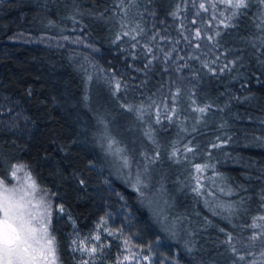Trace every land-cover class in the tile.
<instances>
[{
	"label": "trees",
	"instance_id": "1",
	"mask_svg": "<svg viewBox=\"0 0 264 264\" xmlns=\"http://www.w3.org/2000/svg\"><path fill=\"white\" fill-rule=\"evenodd\" d=\"M246 3L0 0V177L21 165L49 193L61 264H140L135 234L180 264H264V5ZM42 37L89 47L23 40Z\"/></svg>",
	"mask_w": 264,
	"mask_h": 264
},
{
	"label": "rangeland",
	"instance_id": "2",
	"mask_svg": "<svg viewBox=\"0 0 264 264\" xmlns=\"http://www.w3.org/2000/svg\"><path fill=\"white\" fill-rule=\"evenodd\" d=\"M25 42L32 44H42V45H52V46H60L65 44L72 45H82V47H89V44L86 40L83 42L78 39H51V38H34L33 40H25ZM19 169V170H16ZM14 171L15 174L10 175L8 179H3L0 177V203H3L5 195L10 196L14 201H18L19 203L24 205L23 211L25 212V216L27 218V213L31 212L34 215H37L38 219L33 221V226L38 229V231L34 234L35 238L30 241L31 248L30 252L35 256L34 264H61L59 259L57 244L54 236L51 232V220H52V209L53 202L48 192L40 189V187L35 182L34 178L31 174L24 168L17 166ZM34 185V186H33ZM5 189L8 192H5ZM50 204V215H45L43 220V224L48 229V235L45 238H41V232L39 231L41 224L39 221V216L43 215V205ZM57 211L60 212L59 207ZM0 217L4 218V213L0 210ZM109 223V221L107 222ZM54 238L55 244V258L47 255V240ZM133 253H135V258L140 264H154V260H159L166 264H180L176 259L168 257L165 255L159 246L152 241L145 240L142 237L135 234V241L133 244Z\"/></svg>",
	"mask_w": 264,
	"mask_h": 264
},
{
	"label": "snow or ice",
	"instance_id": "3",
	"mask_svg": "<svg viewBox=\"0 0 264 264\" xmlns=\"http://www.w3.org/2000/svg\"><path fill=\"white\" fill-rule=\"evenodd\" d=\"M220 2L224 3L226 7L237 10L247 7L246 0H220ZM259 2L264 5V0H259ZM212 6L215 7V5ZM200 7L203 9L205 8V5L201 4ZM232 15H236V13L234 12ZM262 15H264V13H262ZM261 26H264V21L261 22V25H257V27ZM117 89H119L118 83ZM199 111L203 112L204 109L201 108L199 109ZM188 150L190 151L191 149ZM173 155H175V152L173 153ZM124 164L125 166H127V159H125ZM196 170L198 172L201 171V166L197 165ZM14 174L15 171L13 172V175ZM139 183L140 181L137 180V185ZM133 187L136 191L139 192V195L141 197H144L146 195L143 191H140V189L136 185H133ZM144 187H147V185H144ZM5 192L7 193L8 190L5 189ZM50 208V204H44V214L39 216V221L41 224L39 231L41 232L42 239L47 237L48 235V229L43 224V220L45 218V215H50ZM23 209V204L19 203L18 201H14L8 195H5L3 203H0V210H2L4 213L3 220H0V264H34L35 256L29 250L31 248L30 241L35 238L34 234L38 231V229L33 226V221H36L38 217L37 215L29 212L27 213L26 218ZM59 210L63 212V206H61ZM258 219L264 220V216H260ZM251 227L256 228L264 226L257 225L254 222ZM262 235H264V233H262ZM94 239L100 240V236L96 235ZM251 239L255 241L256 239H258V237L254 234ZM54 244V238L47 240V255L52 256L53 259L55 258ZM95 250V248L90 249L91 252H95ZM262 255H264V253H262ZM125 259L128 258L125 257ZM240 259L243 260L244 257L241 256Z\"/></svg>",
	"mask_w": 264,
	"mask_h": 264
},
{
	"label": "water",
	"instance_id": "4",
	"mask_svg": "<svg viewBox=\"0 0 264 264\" xmlns=\"http://www.w3.org/2000/svg\"><path fill=\"white\" fill-rule=\"evenodd\" d=\"M0 220H3V219L0 217Z\"/></svg>",
	"mask_w": 264,
	"mask_h": 264
}]
</instances>
